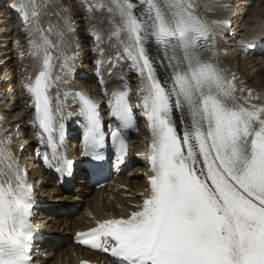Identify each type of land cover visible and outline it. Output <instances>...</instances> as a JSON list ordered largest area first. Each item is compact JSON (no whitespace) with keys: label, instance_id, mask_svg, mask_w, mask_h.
<instances>
[{"label":"snow or ice","instance_id":"snow-or-ice-1","mask_svg":"<svg viewBox=\"0 0 264 264\" xmlns=\"http://www.w3.org/2000/svg\"><path fill=\"white\" fill-rule=\"evenodd\" d=\"M163 5L159 0L89 5V11H115L123 21L114 35L127 36L121 46L145 82L137 107L153 139L142 202L127 217L98 221L80 234V242L110 253L116 264H264V106L250 104V90L238 97L245 89L237 87L235 77L229 79L204 58L200 42L209 32L193 0H163ZM12 7L28 19L27 4ZM36 15L33 10L31 16ZM90 34L99 40L94 31ZM41 40L29 41L43 48L45 58L25 88L33 99L35 122L47 133L41 139L52 150V161L45 154L43 162L71 176L74 162L60 151L65 124L57 123L56 111L62 108L54 111L49 95L48 49L55 45L47 36ZM71 95L78 98L84 120L82 155L100 165L108 136L99 105L86 93ZM108 106L119 124L110 139L122 161L126 133L135 127L130 90L114 91ZM10 145V138L0 139V264H34L33 186Z\"/></svg>","mask_w":264,"mask_h":264},{"label":"bare ground","instance_id":"bare-ground-1","mask_svg":"<svg viewBox=\"0 0 264 264\" xmlns=\"http://www.w3.org/2000/svg\"><path fill=\"white\" fill-rule=\"evenodd\" d=\"M71 1L76 3V10L69 9ZM21 2L28 6L27 20L22 12L12 7L14 4L18 6ZM109 2L110 0H105V3ZM159 2L163 7V0ZM193 2L197 6V14L207 25L209 32L208 39L200 42L204 58L214 62L229 79L235 77L237 87L245 89L244 93H237L238 97H246L248 90H252L250 104L264 106V78L260 75L264 71V0H193ZM96 3L97 0H9L3 20H0V84L11 78L6 84L11 87L9 96L6 94L7 100L1 96L2 93L0 94V114L3 116L0 120V136L2 132L5 135L9 132L14 125L12 120L18 116H21L18 122L21 125L24 123L27 129L35 124L33 99L25 86L34 82L35 76L39 74L45 53L43 48L36 49L29 41L31 37L33 39L38 36L37 39L34 38L36 41H31L41 44V37L47 36L50 40L56 39L57 42L61 39V45L58 44L61 47L56 44L58 46H55L56 49H53L54 47L48 49L54 80L51 96L56 108L60 107L61 101L57 98L64 88L77 90L80 89L79 85H82L95 97L104 101V109H107V98H111L114 91L130 90L133 109L137 113L136 119L140 126L136 138L142 139L137 146L131 148L123 164L116 167L117 173L125 167L128 174L135 172L136 180L133 178L134 181L131 180L132 174L129 176L127 174L128 177L118 176L105 188L92 191L84 187L86 183L83 179L86 178V174L80 171L77 185L68 193L54 191L49 197L48 204L54 203L55 206L42 204L44 207H39L41 214L36 223L45 230L47 237L34 254L37 264H79L81 261L113 264L103 253H93L80 248L75 244V239L78 238L79 232L97 226L98 221L111 216L127 217L135 210L133 205L142 202L141 193L147 192V181L151 175L146 155L153 137L150 129L144 125L145 117L142 110L137 107L142 100L141 89L145 82L121 46V41H127V36L123 32L114 35L118 26L123 27L121 17L115 11L109 13L97 7L89 11V5ZM33 10L37 12L35 17L31 16ZM164 10L167 11V8ZM225 10H228V13L223 18ZM243 14L245 17L241 16ZM66 20H70V25L66 24ZM35 26L42 31L36 30ZM90 31H94L99 40L91 35ZM3 38L9 40V44L2 45ZM24 38L26 40L23 42ZM245 43L255 45L257 47L255 52L249 51L251 46L245 47ZM3 46L5 50H1ZM149 47L155 55L154 46ZM260 51H263L262 56L258 55ZM66 60L67 67H64ZM240 65L242 66L239 68ZM240 69L244 71L241 73ZM57 77L60 79H56ZM100 78L105 85L100 84ZM15 100L18 102L11 108L10 105ZM66 103L69 111L62 121L60 116L59 119L57 117V123H64L74 134L76 129L72 128L71 122L77 120L79 114L69 101ZM105 112L108 116L109 111ZM69 114L73 115L70 120ZM39 136L40 133L33 130L29 142L28 139H23L26 145L21 148L23 144L21 140L19 146L11 149L21 170L26 169L27 173L35 174L41 159L33 155V150L36 153L43 150L41 145L43 140ZM75 138L71 146L80 150L81 137ZM134 166L135 170L131 171ZM51 184L55 186L54 182ZM79 202L86 203L82 211L78 207ZM77 212L78 217L74 218ZM44 219H47L46 223H43ZM60 247L64 249L63 255H58L59 249H62ZM48 257L54 259L46 261Z\"/></svg>","mask_w":264,"mask_h":264},{"label":"rangeland","instance_id":"rangeland-1","mask_svg":"<svg viewBox=\"0 0 264 264\" xmlns=\"http://www.w3.org/2000/svg\"><path fill=\"white\" fill-rule=\"evenodd\" d=\"M8 1H9V0L0 1V20H3V16H4L5 12L7 11V7H8V4H7V3H8ZM6 4H7V5H6ZM70 5H71V7H69L70 10H72V9H73V10H76L77 6H76V3H75V2H72V1H71V2H70ZM243 15H244V14H243ZM243 15H241V16H243ZM241 18H242V17H241ZM103 21H104V20H102V22H103ZM74 23H76V22H73V24H74ZM77 23H78V22H77ZM76 25H77V24H75V27H74V28H76ZM36 27H37V26H35L34 28H36ZM37 29H38V27H37ZM37 29H36V30H37ZM33 30H34V29H33ZM33 34H34V33H33ZM14 35H15V33H14ZM14 35H13V36H14ZM13 36H12V37H13ZM12 37H11V38H12ZM37 37H38V36H37ZM37 37H34V38L37 39ZM34 38L32 39V37H31L30 40H35V41H36V39H34ZM57 39H58V37H57ZM25 40H26V39L24 38L22 41L24 42ZM55 40H56V39H54V40L52 39L51 41H55ZM1 41H4V42L2 43V45H4V44L7 45V44H9V40H7V39H4V38H3V39H1ZM6 41H7V42H6ZM23 42H22V43H23ZM55 42H56V43H55ZM55 42H52L53 44L55 43V44H54L55 46H57L58 44L61 45V39H58V42H57V41H55ZM56 44H57V45H56ZM59 45H58V46H59ZM58 46H57V47H58ZM59 47H61V46H59ZM114 48H115V47H114ZM53 49H56V48L54 47ZM110 49H112L111 46H110ZM1 50H5V46H3V48H2ZM112 50H113V49H112ZM1 55H2V51H1ZM259 55L262 56V54H259ZM240 62H241V61H240ZM241 66H242V65H240V66H238V67L240 68ZM240 70H241V71H240L241 73L244 71L243 69H240ZM9 73H10V72H9ZM260 75H261V78H262V77L264 78V71H263V73H261ZM10 79H11V78H8V79H6L4 82H1V83H3L2 85L0 84V89H1L0 94L2 93L1 95L5 98V100H7V98H8L7 95L9 96V94H10L9 91H10L11 87H10V86L8 87V85H6L9 81H11ZM254 81H255V80H254ZM6 90H7L8 92H7ZM5 91H6V92H5ZM251 91H252V90H251ZM6 94H7V95H6ZM5 95H6V96H5ZM8 101H9V100H8ZM13 104H14V103H13ZM11 106H12V105H11ZM141 141H142V139H140V138H135V142H134V143H135V146H137V145L139 144V142H141ZM131 168H132V167H131ZM132 170H135V166L131 169V171H132ZM131 171H130V172H131ZM133 172H134V171H133ZM125 173H126V174H125ZM125 173H124L123 177H124V176H127V174H128V172H125ZM131 174H132V175H131ZM134 174H136V173L134 172V173H129V174H128V176L131 175V176H130L131 180H133V179L136 180V179H135V176H136L137 174H136V175H134ZM128 176H127V177H128ZM132 178H133V179H132ZM134 180H133V181H134ZM123 189H124V188H123ZM87 198H89V197H87ZM83 203H84V202H79V203H78V207H79V209H81V211L83 210V208L86 207V203H84V204H83ZM63 204H65V203H63ZM82 204H83V205H82ZM67 205H68V204H67ZM79 212H80V211H79ZM79 212L76 213L77 215L74 214V218H77V217H78V213H79ZM72 216H73V215H72ZM60 248H62V247H60ZM63 248H65V246H64ZM63 248H62V249H59V254H58V255H60V254L63 255V250H64ZM53 259H54V258L51 259V258L48 257V258H46V261H48V260H53Z\"/></svg>","mask_w":264,"mask_h":264}]
</instances>
